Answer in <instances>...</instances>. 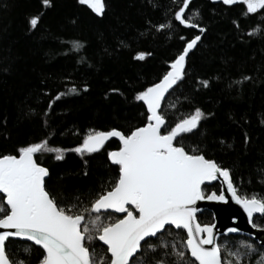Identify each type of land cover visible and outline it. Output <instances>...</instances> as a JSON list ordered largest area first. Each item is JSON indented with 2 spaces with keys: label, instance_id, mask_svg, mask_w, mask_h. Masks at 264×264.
I'll list each match as a JSON object with an SVG mask.
<instances>
[{
  "label": "trees",
  "instance_id": "1",
  "mask_svg": "<svg viewBox=\"0 0 264 264\" xmlns=\"http://www.w3.org/2000/svg\"><path fill=\"white\" fill-rule=\"evenodd\" d=\"M104 2V14L99 16L78 0H51L48 6L42 0H1L0 154L47 136L50 146L67 150L62 160L54 159L52 152L40 153L39 162L50 170L46 181L50 193L65 204L91 200L118 174L106 154L119 143L111 140L101 152L83 155L74 147L89 128L117 127L127 132L144 123L146 107L133 99L134 92L162 76L166 61L199 34L201 40L187 59L185 78L168 95L161 111L169 125L195 107L211 113L202 118L198 131L184 134L178 142L188 151L196 146L207 158L228 167L239 195L264 199V11L244 14L243 3L228 6L221 0H190L186 14L206 27L200 33L172 18L182 0ZM193 9L199 15H193ZM32 15L40 19L30 31L27 20ZM158 23L169 26L157 31ZM254 28L257 31L252 33ZM72 40L83 42L84 47L79 52L66 51ZM137 50L151 55L133 60ZM243 76L250 78L242 80ZM197 77L209 80V85L197 87ZM71 84L80 90L61 96L45 116L52 96L67 91ZM84 84L89 85L87 90ZM109 88L121 92L105 96ZM205 190L219 192L220 187L215 184ZM198 220L211 224L213 215L204 211ZM254 224L264 230V214ZM182 237L186 238L185 231L173 228L160 234L169 244H179ZM240 241L253 246L243 264H260L257 258L264 254V247L256 241L229 236L219 243L222 249L246 252ZM86 243L98 254L106 248L97 238ZM30 244L14 240L7 248L21 259L28 257L23 249ZM30 256H36L35 248ZM186 257L185 264H193L187 252ZM168 259L176 264L174 255Z\"/></svg>",
  "mask_w": 264,
  "mask_h": 264
},
{
  "label": "snow or ice",
  "instance_id": "2",
  "mask_svg": "<svg viewBox=\"0 0 264 264\" xmlns=\"http://www.w3.org/2000/svg\"><path fill=\"white\" fill-rule=\"evenodd\" d=\"M237 2L222 0L228 6ZM239 2L246 5L244 14L264 11V0ZM42 3L48 6L51 0H42ZM78 3L88 6L99 16L106 8L104 0H78ZM189 3L190 0H182L171 16L179 24L197 28L203 33L206 27L186 14ZM192 13L199 15L195 9ZM39 19V15L28 18L30 31L37 27ZM233 23L239 27L237 21ZM168 26L166 23L154 25L157 31ZM250 31L254 33L257 29ZM200 39L199 34L188 39L182 49L166 61L167 69L162 76L134 92L133 99L142 101L146 106L144 123L127 132L117 127L107 130L89 128L74 147L77 154H91L101 150L110 137L119 140V146L106 154L108 162L118 168V174L91 200L65 204L58 202L56 196L50 193L45 183L50 170L37 162L35 154L52 152L55 153L54 159L62 160L67 150L50 146L47 136L20 145L15 152L0 154V264H173L168 259L173 255L176 264H185L186 252L194 258L193 264H243L244 256L253 249L252 244L239 242L246 247V252L238 248L222 249L216 240L214 225L196 222L194 213L197 209L194 205L201 200L225 201L227 197L223 185L219 192L205 190L208 187L206 182L221 178L231 199L242 205L247 213L249 223H252L254 213H264V199L255 194L239 195L228 167L207 158L196 146L188 151L178 142L184 134L198 131L202 118L211 113L195 107L169 125L165 113L161 111L166 93L183 82L187 57ZM83 47V42L72 40L70 49L66 51L79 52ZM149 55L151 53L137 50L132 59L143 61ZM249 78L243 76L241 79ZM197 81V87L209 85L207 79L197 77ZM66 87L67 91L56 92L48 101L45 116L61 96L80 90L75 84ZM88 87L83 85L84 90ZM120 92L119 88H109L105 96ZM261 123L264 124V119ZM248 139L245 133L244 141ZM113 212L119 215L113 218ZM166 226L186 231V238L182 237L179 244H169L160 238ZM253 227L258 225L253 224ZM96 238L106 245L99 254L95 250L90 251L86 243ZM16 239L31 242L23 249L28 257L17 259L15 254H9L7 245ZM33 248L36 250L35 257L30 256ZM257 259L264 264V254Z\"/></svg>",
  "mask_w": 264,
  "mask_h": 264
},
{
  "label": "water",
  "instance_id": "3",
  "mask_svg": "<svg viewBox=\"0 0 264 264\" xmlns=\"http://www.w3.org/2000/svg\"><path fill=\"white\" fill-rule=\"evenodd\" d=\"M0 7H1V0H0ZM199 42L200 41L197 42L196 46L198 45ZM196 46L190 50L189 55L196 48ZM189 55H188V57H189ZM188 57H187V59H188ZM175 88H176V86H174V89ZM174 89L170 90L169 93H166L165 98L162 100L161 110H162L163 104H164L165 100L167 99L168 95ZM140 102H142V101H140ZM111 140H115L119 143L118 138L110 137L105 142V145L103 146V148L101 150H99L98 152H101L102 150L106 149L107 144ZM94 153H97V152H94ZM38 156H39L38 153L35 154V158H36L37 162L40 163L38 160ZM49 176L45 178V183L49 179ZM217 183L220 185H223V188L225 191V196L227 197V199L225 201H208V200L197 201L196 204L194 205V207L197 209L196 212L194 213L195 218H196V222L200 223L198 220V216L201 215L204 211L208 210L213 214V220L214 221L211 224L214 225V230L216 233V240L218 242L224 236L241 234V235H244V236H247V237L254 239L261 246L264 247V230H262L258 227H253L254 219L256 217H261L264 213H254L253 218H252V223H249V218L247 216V213L244 211L242 205L238 204L236 201L231 199V194L227 191V185L224 184L222 178L219 180L212 181V182H206L208 187H211ZM0 195H2V194H0ZM112 214H115L116 216L119 215L118 213H114V212ZM233 217H235V219H233ZM172 228L175 230H180V229H176L174 226ZM233 228L239 229V231H234V232L226 231V229H233ZM166 229H167V226H166ZM164 231L165 230H162L161 234ZM185 233H186V231H185ZM16 240L20 241L19 239H16ZM97 240H98V238H97ZM24 242H27V241H24ZM99 242L104 247H106V245H104L102 241H99ZM28 243H31V242H28ZM206 246H209V245H206ZM36 247H38V246H36ZM191 259L194 260V258H191Z\"/></svg>",
  "mask_w": 264,
  "mask_h": 264
},
{
  "label": "bare ground",
  "instance_id": "4",
  "mask_svg": "<svg viewBox=\"0 0 264 264\" xmlns=\"http://www.w3.org/2000/svg\"><path fill=\"white\" fill-rule=\"evenodd\" d=\"M86 154H89V153H86ZM92 154H94V153H92ZM218 184V183H217ZM219 185V187H220V190H221V185L220 184H218ZM206 211H208V210H206ZM208 212H210V211H208ZM211 213V212H210ZM212 214V213H211ZM213 215V214H212ZM214 221V220H213ZM254 222V221H253ZM263 230V229H262ZM230 236H244V235H241V234H238V235H230ZM224 237H229V236H224ZM245 237H247V236H245ZM248 238H250V237H248ZM250 239H252V238H250ZM252 240H254V239H252ZM255 241V240H254ZM257 242V241H256ZM258 243V242H257ZM259 244V243H258ZM260 245V244H259ZM261 246V245H260ZM261 247H263V246H261Z\"/></svg>",
  "mask_w": 264,
  "mask_h": 264
},
{
  "label": "rangeland",
  "instance_id": "5",
  "mask_svg": "<svg viewBox=\"0 0 264 264\" xmlns=\"http://www.w3.org/2000/svg\"><path fill=\"white\" fill-rule=\"evenodd\" d=\"M221 1H222V0H221ZM237 3H242V2H239V0H238V2H237ZM40 153H42V154H43V152H40ZM40 153H38V154H39V156H40ZM54 155H55V153H54ZM39 156H38V160H40V161H41V160H42V157L40 158Z\"/></svg>",
  "mask_w": 264,
  "mask_h": 264
},
{
  "label": "flooded vegetation",
  "instance_id": "6",
  "mask_svg": "<svg viewBox=\"0 0 264 264\" xmlns=\"http://www.w3.org/2000/svg\"><path fill=\"white\" fill-rule=\"evenodd\" d=\"M212 187V186H211Z\"/></svg>",
  "mask_w": 264,
  "mask_h": 264
}]
</instances>
